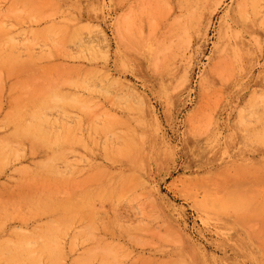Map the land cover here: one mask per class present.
<instances>
[{
    "label": "rangeland",
    "instance_id": "374dc122",
    "mask_svg": "<svg viewBox=\"0 0 264 264\" xmlns=\"http://www.w3.org/2000/svg\"><path fill=\"white\" fill-rule=\"evenodd\" d=\"M195 4L0 0L19 60L0 67L1 140L19 87L75 74L90 102L46 110L55 126H21L0 152V264H264V0ZM49 159L58 179L33 173Z\"/></svg>",
    "mask_w": 264,
    "mask_h": 264
},
{
    "label": "bare ground",
    "instance_id": "6f19581e",
    "mask_svg": "<svg viewBox=\"0 0 264 264\" xmlns=\"http://www.w3.org/2000/svg\"><path fill=\"white\" fill-rule=\"evenodd\" d=\"M202 1V0H201ZM196 0H179V4L182 5L183 8H185L186 11H191V9L196 10L195 8H193L194 4H195ZM198 3H200L198 1ZM196 5V4H195ZM55 7V6H54ZM174 7V6H173ZM203 7V6H202ZM201 7V8H202ZM176 8V7H175ZM202 10V9H200ZM56 11V10H55ZM185 11V12H186ZM54 11H50L48 16L51 15V13L53 14ZM183 12V11H182ZM187 12V13H188ZM46 14V13H45ZM200 14V13H199ZM238 14V13H237ZM244 14V13H243ZM185 15V14H184ZM193 15V14H192ZM47 16V15H46ZM198 16V15H197ZM196 16V17H197ZM245 16V15H244ZM242 15V17H244ZM187 17V16H186ZM190 17V16H189ZM238 17H240L238 15ZM248 18V17H247ZM191 19V18H190ZM1 20V19H0ZM241 20V19H240ZM186 21H188V19H186ZM72 23L73 20L71 19V21H67V24H65V33L68 36H73L75 31H76V27H72ZM183 24V23H182ZM58 25V24H57ZM62 25V24H61ZM82 25V24H80ZM186 25V24H185ZM189 29V28H187ZM191 30V29H189ZM59 31V30H58ZM57 31V32H58ZM184 31H186V29H184ZM52 34V33H51ZM57 34V33H56ZM56 34L55 37H57ZM60 34V33H59ZM229 34V33H228ZM168 35V34H166ZM171 35V34H170ZM201 35V34H200ZM42 36H45L44 33L42 34ZM165 36V35H164ZM173 36V35H172ZM227 36V34H226ZM238 36V35H237ZM52 41V40H50ZM173 41V40H172ZM55 42V41H54ZM51 42L54 45L57 43L55 42ZM5 45V47L8 44H5V41L3 40L2 36L0 35V67H12L14 65H17L19 63V60L15 57H13V55L11 54H6L5 51L3 50V46ZM13 45V44H11ZM53 45V46H54ZM155 45V44H154ZM169 46V45H168ZM166 46V49L167 47ZM14 48V47H13ZM165 48V47H164ZM234 49H236V47H234ZM11 50V49H10ZM142 50H145V54L147 58H151L152 60H155L156 57L158 58L159 56L158 53H161V46L160 45H155L153 46V48H151L148 45H145ZM224 50V49H223ZM163 51V50H162ZM171 51V50H170ZM168 51V52H170ZM91 52V51H90ZM143 52V51H142ZM165 52H167V50H165ZM165 52H162L165 54ZM161 53V54H162ZM96 54V53H95ZM144 54V53H143ZM163 55V54H162ZM88 58V57H86ZM167 58V57H166ZM31 59V58H30ZM159 59V58H158ZM157 59V60H158ZM165 58L163 57L162 61ZM31 62V61H30ZM157 62V61H156ZM155 62V63H156ZM160 62V60H159ZM163 63V62H162ZM159 64V63H158ZM157 67V65H155ZM166 68V67H165ZM93 73V72H92ZM91 73V74H92ZM101 74V73H100ZM83 75V74H82ZM61 79L55 82H49L47 83L45 86H42V88H35L32 90H23L22 88L19 87L18 92L14 95H11V99H10V108L8 110V116L12 117L11 118V128H7L6 126L2 127L3 129H5L6 131H8V135L7 138H4V140H1L0 138V152H3L4 154L8 153V152H12L11 151V144L9 143L12 138V136L14 134H16L17 131H19L21 126H32L33 129L36 131L38 127L36 126H55L54 122L48 120V119H43L41 117V115H43L42 113L45 112L46 110H57L60 111L62 114L65 115H70V114H74L80 112L82 114L83 117H85L87 115V113L84 110H87L88 108H90V102L87 104H84L85 101L82 100L81 97H78L76 89L80 88L81 86H85L86 81H84L83 79H81L79 76L75 75V74H70V73H65L63 75H61ZM83 77H85L83 75ZM82 77V78H83ZM91 77H95V75H92ZM100 77V76H99ZM103 77L105 78H109L108 74H104ZM81 79V80H80ZM85 82V84H83ZM83 84V85H82ZM30 88V87H29ZM31 89V88H30ZM85 89V88H84ZM80 96V93H79ZM84 96V95H83ZM95 99V98H94ZM92 104V101H91ZM84 105L85 107H87V109H84ZM96 106V105H95ZM94 106V107H95ZM98 107V106H96ZM95 107V108H96ZM51 112V111H50ZM88 112V110H87ZM99 112V111H98ZM101 113V112H100ZM96 114L95 117L99 118L97 115L101 116V114ZM89 114V113H88ZM47 115V114H46ZM48 116V115H47ZM78 115H75V117H77ZM110 115L108 114V117L106 116V118H112L109 117ZM80 117V116H79ZM82 117V118H83ZM114 117V116H113ZM45 118V117H44ZM48 118V117H47ZM78 119V118H77ZM113 119V118H112ZM83 120V119H82ZM82 120H80L82 122ZM102 121V120H101ZM107 121V120H106ZM110 122H112L111 120H109ZM108 121V122H109ZM104 122V121H102ZM259 122V120H258ZM105 123V122H104ZM260 123V122H259ZM119 124V123H118ZM101 125V124H100ZM125 125V124H124ZM3 126V125H0ZM81 126V125H80ZM92 126H99V125H92ZM103 126H115V124L113 123H105V125ZM83 127V126H82ZM104 128V127H103ZM23 129V128H22ZM21 129V130H22ZM94 130V129H93ZM119 130V129H118ZM131 129H129L130 131ZM56 132V131H55ZM96 132V131H95ZM126 132V131H125ZM128 132V130H127ZM116 133V132H115ZM58 134V131H57ZM52 133V137H57L56 135ZM63 134V133H62ZM113 134V133H112ZM35 135V133H34ZM74 135V134H73ZM100 135V134H99ZM98 135V136H99ZM118 135V134H117ZM1 137V136H0ZM76 137V136H75ZM78 138V137H77ZM124 139V138H122ZM130 135H127V137L125 138V141H127V143L129 144L130 142ZM54 140V139H53ZM64 141L66 142H70L71 141V137L70 134H67L64 138ZM94 140V139H93ZM124 141V142H125ZM93 142V141H92ZM120 143V142H119ZM100 144V143H99ZM124 146V145H123ZM99 147V146H98ZM120 147V146H119ZM126 147L128 148V151L130 152L129 148H132L131 145H126ZM14 148H12L13 150ZM125 149V148H124ZM88 150L90 151V149L88 148ZM81 151V150H80ZM92 151V150H91ZM129 152H109L107 153L108 157L113 160H124L125 158H129L130 154H128ZM37 153V152H36ZM87 155V154H86ZM139 155V154H138ZM147 155V154H146ZM1 156V155H0ZM41 158V157H40ZM48 158V157H46ZM89 159V158H88ZM42 161V160H41ZM137 161V159H136ZM130 162V161H129ZM134 162V161H133ZM92 163V162H90ZM130 164V163H129ZM138 164V163H137ZM35 165V164H34ZM140 165V164H138ZM95 167V166H94ZM80 168V167H79ZM132 168V167H131ZM141 168V167H140ZM95 169V168H94ZM136 169V168H135ZM45 173V175L47 176L48 180H55L58 179L57 177L61 176V174L57 171V168L55 167L52 159L49 160H45V163L42 165V167L39 165L34 166L33 168V173ZM132 173V172H131ZM135 175V173H133ZM42 174H40L41 176ZM45 177V176H44ZM107 189V188H104ZM115 190V189H114ZM116 192V191H115ZM103 195V193H102ZM104 196V195H103ZM89 200V199H88ZM90 202V201H89ZM60 205V204H59ZM62 206V204H61ZM86 206V205H85ZM60 207V206H59ZM61 208V207H60ZM67 208V207H66ZM7 210V209H5ZM36 210V209H35ZM49 210V209H48ZM52 209H50L51 211ZM54 210V209H53ZM52 210V211H53ZM38 211V210H37ZM42 211V210H40ZM51 211V212H52ZM10 212V211H9ZM35 212V211H34ZM50 212V213H51ZM55 212V211H54ZM65 212V211H64ZM6 213V212H4ZM37 213V212H36ZM58 213V211L56 212ZM55 213V214H56ZM62 213V212H61ZM69 213V212H68ZM42 214V213H40ZM48 214V213H47ZM64 215V213H62ZM17 215V213H16ZM50 215V214H49ZM62 215V216H63ZM4 216H7L6 214H4ZM3 216V217H4ZM10 216V215H9ZM48 216V215H47ZM65 216V215H64ZM70 215H68L69 217ZM8 217V216H7ZM45 217V216H44ZM51 217V216H50ZM1 218V216H0ZM5 218V217H4ZM46 218V217H45ZM74 218V217H73ZM3 219V218H2ZM52 219V218H51ZM44 220V219H43ZM70 220V219H69ZM9 221V220H8ZM73 221V220H72ZM3 222V221H2ZM65 224V223H64ZM67 225V224H66ZM69 225V224H68ZM90 234H92L91 232H89ZM89 236V235H88ZM92 237V236H91ZM55 240V239H54ZM54 244V242L52 243ZM58 248V245L56 244V246ZM56 250V248H55ZM106 255V253H105ZM106 257H110L107 256ZM105 257V258H106ZM113 262L116 263V260H114Z\"/></svg>",
    "mask_w": 264,
    "mask_h": 264
}]
</instances>
